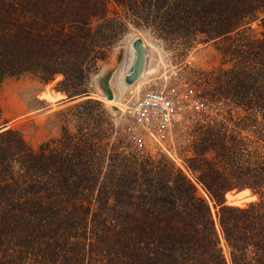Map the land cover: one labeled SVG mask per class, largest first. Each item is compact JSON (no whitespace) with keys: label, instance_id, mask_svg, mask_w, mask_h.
Segmentation results:
<instances>
[{"label":"trees","instance_id":"obj_1","mask_svg":"<svg viewBox=\"0 0 264 264\" xmlns=\"http://www.w3.org/2000/svg\"><path fill=\"white\" fill-rule=\"evenodd\" d=\"M130 26L182 51L211 42L229 64L210 71L211 97L242 110L241 129L189 134L183 160L215 213L172 160L101 123L32 147L0 107V264H264V0H0V85L59 77L88 95ZM90 104L106 115L73 107L87 120Z\"/></svg>","mask_w":264,"mask_h":264},{"label":"rangeland","instance_id":"obj_2","mask_svg":"<svg viewBox=\"0 0 264 264\" xmlns=\"http://www.w3.org/2000/svg\"><path fill=\"white\" fill-rule=\"evenodd\" d=\"M258 24L254 22L251 25L256 35H259L260 31ZM137 40H141L144 44V68L137 80L128 81L127 75L133 65V54L130 49ZM178 49L158 39L148 30L130 26L107 58L98 63L96 72L90 76L88 95L68 97L60 93L58 90L61 88L63 79L59 77H55L47 84L27 76L8 78L0 85V107L3 117L8 122V126L15 128L32 147H38L41 143L58 137L63 128H67L71 133H75L78 128H87L90 131L96 122L101 123L107 133H110L112 142L118 143L123 140L122 133L125 128L123 118L117 112L118 108H122L130 99L141 96L148 90H161L179 84H188L199 92L204 104L207 105V110L202 115L184 116L178 122L170 143L174 156L171 159L165 156L182 168L196 185L197 183L183 164V160H186L191 153L189 145L192 138L189 134L208 133L210 125L212 127L221 124H225L229 131L235 130L239 133L244 113L241 109L232 108L224 102L216 103L211 97L213 87L210 86V71L229 67L228 62H225L216 51L213 43H197L189 51ZM57 93L64 97L57 101H50L52 100L50 95ZM85 99L100 103L106 115L101 117L99 106L90 104L88 108H91V118L86 120L85 114H79L84 111L83 108L73 107ZM67 107H71V110L66 111ZM210 118L215 122L210 124ZM207 123L209 125L205 126ZM153 154V156H164L157 152ZM196 186L198 193L208 201L212 212L215 213L216 209L204 190L199 184ZM237 192L230 193L234 195ZM250 195L253 194L250 192ZM221 246L224 253L228 254L223 241Z\"/></svg>","mask_w":264,"mask_h":264},{"label":"built area","instance_id":"obj_3","mask_svg":"<svg viewBox=\"0 0 264 264\" xmlns=\"http://www.w3.org/2000/svg\"><path fill=\"white\" fill-rule=\"evenodd\" d=\"M206 107L199 92L184 83L148 90L130 99L117 112L125 125L122 134L133 152L145 156L157 152L171 159L174 154L170 143L175 126L184 116L202 115Z\"/></svg>","mask_w":264,"mask_h":264},{"label":"water","instance_id":"obj_4","mask_svg":"<svg viewBox=\"0 0 264 264\" xmlns=\"http://www.w3.org/2000/svg\"><path fill=\"white\" fill-rule=\"evenodd\" d=\"M132 46L135 52V57L133 65L129 71V75H127L128 81L137 80L142 74L144 68L145 48L143 42L141 40H137ZM109 96L111 97L112 95L109 93ZM239 192L241 191H238L237 193Z\"/></svg>","mask_w":264,"mask_h":264},{"label":"bare ground","instance_id":"obj_5","mask_svg":"<svg viewBox=\"0 0 264 264\" xmlns=\"http://www.w3.org/2000/svg\"><path fill=\"white\" fill-rule=\"evenodd\" d=\"M131 51H132V56H133V59H132V61L134 60V57H135V52H134V49H133V46H131V49H130ZM129 75V74H128ZM124 84V83H123ZM122 87H124L123 85H122Z\"/></svg>","mask_w":264,"mask_h":264}]
</instances>
